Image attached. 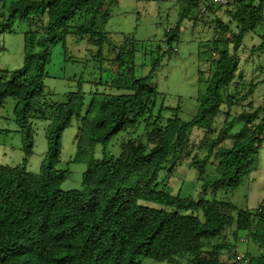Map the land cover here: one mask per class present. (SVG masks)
Returning <instances> with one entry per match:
<instances>
[{"label":"trees","instance_id":"1","mask_svg":"<svg viewBox=\"0 0 264 264\" xmlns=\"http://www.w3.org/2000/svg\"><path fill=\"white\" fill-rule=\"evenodd\" d=\"M199 2L182 1L179 22L165 34L167 50L140 78L132 62H123L133 52L112 46L104 31L117 0H19L8 7L6 17L0 15L6 28L14 19L28 27L21 67L0 70V109L7 98L16 100L13 115L26 157L33 147V121L47 122L46 154L37 174L23 165L0 166V264H234L240 243L228 244L229 229L236 242L252 243V252L245 253L249 264H264V200L254 209H238L215 199L181 198L159 187L160 171L173 172L175 164L187 159L201 184L200 195L235 190L255 170L264 146V98L253 111L231 114L256 87L240 84L241 62L248 56L264 60V0L237 5L232 15L237 32L221 49L214 44L218 59L196 115L187 122L177 113L168 119L152 115L153 74L179 41V23ZM216 26L220 32L229 30L220 22ZM256 26L262 28L259 44L247 52L242 40ZM69 37L96 48L95 62L103 64L105 51L114 55L112 78L102 92H95L84 116L80 88L68 92L62 103L49 102L44 91L51 47L59 43L65 52ZM72 120L87 135L89 147L120 133L134 134L141 124L145 142L124 143L117 158L89 159L81 189L62 192L67 171L56 167L62 134ZM233 124L240 125L236 132L229 130ZM76 141L79 155L81 140ZM239 233L245 238H238ZM224 250L231 260L221 261Z\"/></svg>","mask_w":264,"mask_h":264},{"label":"rangeland","instance_id":"2","mask_svg":"<svg viewBox=\"0 0 264 264\" xmlns=\"http://www.w3.org/2000/svg\"><path fill=\"white\" fill-rule=\"evenodd\" d=\"M17 1L19 0H0V15L4 14L6 17L8 7ZM182 1L190 0H117L116 6L110 10V18L104 31L112 46L117 49L124 46L128 51L133 52L132 56L125 54L123 62L129 64L132 62L135 77L146 76L151 71L152 60L167 50L165 34L179 22L184 6ZM244 1L246 0H233V5L212 6L213 8L210 9L206 0H200L187 18L179 23V41L172 44V51L169 54L166 53L160 58L158 68L151 80V85L156 91L153 116L160 114L161 118L168 119L177 113L181 121L187 122L196 115L198 99L204 94L212 75V64L218 59V55L212 50L214 44L221 49L224 41H232V34L237 32L232 15L236 12L237 5ZM252 1L257 5L260 0ZM203 6L207 7L204 12L201 11ZM217 22L229 30L220 32V28L216 26ZM5 24L6 22L0 25V70L13 71L22 65L23 38L28 27L18 19L12 20L7 28ZM261 31V26H256L245 35L242 45L247 52L251 47L259 44ZM217 32L220 34L218 35ZM126 37L130 38V42L125 44L123 40ZM95 51L96 48L88 45L85 40L76 41L70 37L66 40L65 52L59 43L51 47L50 61L46 66L47 77L44 79V91L49 102L62 103L68 92L80 88L84 94V106L81 110V116H84L87 104L96 91L104 90V82L112 78L116 67L112 62L114 55L106 51L104 53L106 60L103 64L95 62L93 60ZM246 60L239 66L242 74L240 84L248 86L252 83L256 87L246 100L240 101L239 106L231 109V114L235 116L242 111H253L263 105L264 60L256 56H248ZM233 88L234 86L231 87V92ZM236 89L238 90L239 87ZM245 91H240V96ZM249 103L252 106L251 110L247 106ZM15 104V99L7 98L0 109V166L12 168L23 165L26 172L37 174L46 154L44 129L47 122L33 121V147L31 154L26 157L13 115ZM160 107H162L161 111ZM220 124L217 125V129ZM78 125L76 120H72L61 137L60 163L56 169L67 171L66 178L60 186L62 192L81 189L82 175L89 159H101L104 156L117 158L124 143L145 142V126L141 124L134 134L120 133L105 144L89 147L87 135L78 131ZM239 127L240 125L233 124L229 130L236 132ZM78 138L82 145V152L79 155L76 151ZM198 138L199 136H196L194 140L198 141ZM206 170L208 175L211 171L210 166L206 167ZM159 182H162L159 184L160 188L162 185L171 195L178 194L181 198L202 197L207 200L230 202L238 209H254L264 200V146L259 152L255 170L244 178L235 190L209 191L205 195H200L201 184L187 159L175 164L173 172L172 169L168 173L161 170ZM231 230H228V244L234 247V244L240 243L241 252L251 253L252 243L236 242ZM238 235H236L238 238H245V233ZM226 251H223L221 261L231 260V254H225Z\"/></svg>","mask_w":264,"mask_h":264},{"label":"built area","instance_id":"3","mask_svg":"<svg viewBox=\"0 0 264 264\" xmlns=\"http://www.w3.org/2000/svg\"><path fill=\"white\" fill-rule=\"evenodd\" d=\"M207 3L210 6L213 7H226L230 5L233 0H206ZM201 11H205V6L201 8ZM233 263L234 264H249V260L244 252H241L240 250L236 249L234 256H233Z\"/></svg>","mask_w":264,"mask_h":264}]
</instances>
